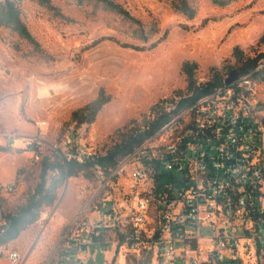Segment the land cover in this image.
<instances>
[{
  "label": "rangeland",
  "instance_id": "1",
  "mask_svg": "<svg viewBox=\"0 0 264 264\" xmlns=\"http://www.w3.org/2000/svg\"><path fill=\"white\" fill-rule=\"evenodd\" d=\"M115 1L146 24L157 23L158 33L146 44L167 30L166 36L142 50L122 45L143 42L131 36V26L121 14L96 0H16L40 48L10 27L0 26V183L15 182L6 209H16L34 191L42 158L7 147L5 132L42 131L48 141L57 142L69 135L106 152L120 140V132L152 117L153 104L177 98L178 89L186 91L187 78L181 70L185 60L197 62L195 77L202 83L215 71L227 77L230 70H237L235 46L250 55L264 51V41L258 42L264 34V0L226 4L189 0L197 9L192 18L176 11L170 0ZM252 78L255 111L264 118V78ZM101 88L110 100L94 121L77 125L72 113L95 99ZM21 146L19 140L16 147ZM45 155L56 156L48 146ZM47 176L50 183L58 171L50 169ZM86 177L83 170L66 176L54 203L44 206L49 218L38 219L5 243L27 256L25 264L46 260L80 206ZM101 248L102 244L91 246L88 264H153L147 250L134 251L115 242L104 251ZM0 264L11 263L0 258Z\"/></svg>",
  "mask_w": 264,
  "mask_h": 264
},
{
  "label": "built area",
  "instance_id": "2",
  "mask_svg": "<svg viewBox=\"0 0 264 264\" xmlns=\"http://www.w3.org/2000/svg\"><path fill=\"white\" fill-rule=\"evenodd\" d=\"M253 89L250 73L224 81L110 167L99 161L106 152L78 138L5 132L9 148L41 159L48 146L86 170L80 206L43 264H88L91 246L110 242L147 250L153 264H264V118ZM14 188L0 183V226ZM47 218L44 207L39 220ZM0 258L25 264L27 256L0 244Z\"/></svg>",
  "mask_w": 264,
  "mask_h": 264
},
{
  "label": "trees",
  "instance_id": "3",
  "mask_svg": "<svg viewBox=\"0 0 264 264\" xmlns=\"http://www.w3.org/2000/svg\"><path fill=\"white\" fill-rule=\"evenodd\" d=\"M44 1L48 2V0H43V2ZM78 1L83 2L85 0ZM96 1L101 2L104 6L121 14L131 26V36L143 42V44H140L123 41L121 44L124 46H130L139 50L150 48L155 46L167 34L166 30L158 39L146 44L150 41L153 35L159 31L156 22L146 24L140 18L133 15L123 4L115 0ZM212 1L217 4H226L231 0ZM170 2L176 11L185 14L188 18L194 17L197 13L196 7L189 0H170ZM1 25L10 27L21 37L34 44L36 48H40L37 39L23 20L20 7L16 0H0V26ZM115 40L117 39L115 38ZM263 41L264 34L260 36L258 42ZM232 54L240 62L237 67L238 75L250 73L253 77L260 76L261 79L264 78V51H259L254 55H250L247 54L243 48L235 46ZM197 67L198 64L196 61L185 60L182 63L181 70L186 75L187 86L186 91L178 89L175 92L178 97L171 99V101L177 103L176 109L172 112L164 110V104L169 99H162L161 101L153 104L151 106L152 117L145 118L141 123L134 122L135 125L120 132V140L107 149L105 155L99 159L105 167L114 165L117 159L130 152L136 145L140 144L144 139L153 134L174 113L179 112L185 107L195 103L200 96L222 84L226 78L219 72L215 71L208 81L200 83L195 77ZM110 98V94H107L104 89L101 88L95 99L72 113V119L76 121L77 125L82 122L94 121L97 112L101 109L103 104L110 100ZM50 169L58 171V178L50 183H47V175ZM80 170L86 172L85 168L76 163L74 160H67L64 163L57 156L50 157L49 155H44L42 158L40 180L34 191L28 195L26 200L13 210L6 209L5 207V201L8 195L12 192L6 194L4 197L3 202L7 223L0 226V244L6 245L5 243L19 236L24 229L37 221L39 219L41 209L45 205H52L54 203L57 197V187L62 183L63 179L66 176L70 177L77 174Z\"/></svg>",
  "mask_w": 264,
  "mask_h": 264
},
{
  "label": "water",
  "instance_id": "4",
  "mask_svg": "<svg viewBox=\"0 0 264 264\" xmlns=\"http://www.w3.org/2000/svg\"><path fill=\"white\" fill-rule=\"evenodd\" d=\"M238 76V71L236 69H232L229 75L224 79L225 83H230L235 80Z\"/></svg>",
  "mask_w": 264,
  "mask_h": 264
}]
</instances>
